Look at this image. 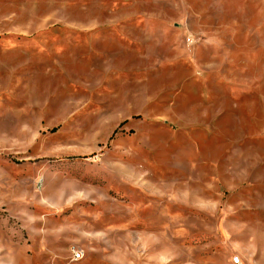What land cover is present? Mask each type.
I'll return each instance as SVG.
<instances>
[{
    "label": "rangeland",
    "instance_id": "1",
    "mask_svg": "<svg viewBox=\"0 0 264 264\" xmlns=\"http://www.w3.org/2000/svg\"><path fill=\"white\" fill-rule=\"evenodd\" d=\"M235 258L264 264V0H0V264Z\"/></svg>",
    "mask_w": 264,
    "mask_h": 264
},
{
    "label": "built area",
    "instance_id": "2",
    "mask_svg": "<svg viewBox=\"0 0 264 264\" xmlns=\"http://www.w3.org/2000/svg\"><path fill=\"white\" fill-rule=\"evenodd\" d=\"M83 257H84V254H83V252L81 250H75L73 252V259H74V261L82 260ZM234 262H235V264H241L239 258H235V261Z\"/></svg>",
    "mask_w": 264,
    "mask_h": 264
}]
</instances>
